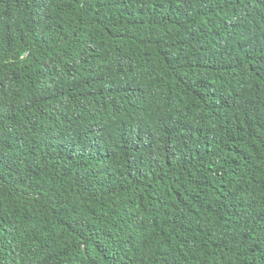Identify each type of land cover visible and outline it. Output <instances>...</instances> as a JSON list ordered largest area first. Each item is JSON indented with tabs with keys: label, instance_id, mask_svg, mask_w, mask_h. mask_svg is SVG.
<instances>
[{
	"label": "trees",
	"instance_id": "obj_1",
	"mask_svg": "<svg viewBox=\"0 0 264 264\" xmlns=\"http://www.w3.org/2000/svg\"><path fill=\"white\" fill-rule=\"evenodd\" d=\"M0 264H264V0H0Z\"/></svg>",
	"mask_w": 264,
	"mask_h": 264
}]
</instances>
